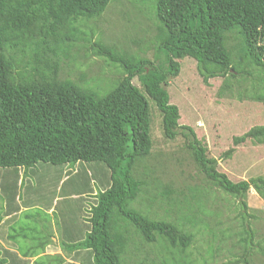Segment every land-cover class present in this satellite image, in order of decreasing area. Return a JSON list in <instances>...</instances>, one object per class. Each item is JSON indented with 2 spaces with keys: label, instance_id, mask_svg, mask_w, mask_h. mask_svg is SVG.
Wrapping results in <instances>:
<instances>
[{
  "label": "trees",
  "instance_id": "1",
  "mask_svg": "<svg viewBox=\"0 0 264 264\" xmlns=\"http://www.w3.org/2000/svg\"><path fill=\"white\" fill-rule=\"evenodd\" d=\"M112 1L0 0V168L28 170L37 162L103 163L110 172L109 184L95 193L87 218L90 228L78 241L60 240L62 251L90 250V264H128L139 245L158 244L149 253L158 257L166 251L174 264L181 255L188 264L187 251L195 236L191 228L206 227V222L188 215L193 225L186 230L168 214L150 216L155 212L152 203L140 209L132 205L141 192L147 194L142 201L153 199L147 183L134 173L152 148V100L161 114L163 135L183 136L185 148L208 181L240 199L244 258L254 235L243 211L244 198L250 188L264 198V174L234 182L218 171L216 159L207 155L193 128L178 123V107L170 103L165 86L179 73L178 59L185 57L196 61L205 81L224 77L229 86L238 74L250 75V67L252 73L264 75V0H140L158 24L153 59L118 53L91 41L92 36L80 29L79 21L99 17ZM80 39L96 54L118 63L120 75L103 86L59 77L58 51L72 57L69 48ZM258 79L262 85L256 98L264 102V76ZM247 138L264 143V125L234 137V143ZM24 225V238L33 236ZM148 258L135 264H156Z\"/></svg>",
  "mask_w": 264,
  "mask_h": 264
},
{
  "label": "rangeland",
  "instance_id": "2",
  "mask_svg": "<svg viewBox=\"0 0 264 264\" xmlns=\"http://www.w3.org/2000/svg\"><path fill=\"white\" fill-rule=\"evenodd\" d=\"M147 6L140 0H115L99 17L79 21V27L92 36L91 41L112 46L118 53L153 59L158 24ZM233 41L230 39L228 45ZM69 53L72 57H63L58 51L59 77L84 78L91 85L103 86L113 75L121 73L118 63L93 52L85 40L76 41ZM178 61L179 73L169 78L165 86L170 103L178 107V123L193 128L206 146L207 155L216 159L217 170L230 180L236 182L263 175L264 143L252 138L234 143V137L253 126L264 125V102L256 98L262 85L258 78L263 73H252L254 69L250 67V75L238 74L227 86L224 77L205 81L194 59L185 57ZM132 82L140 87L138 80ZM149 106L152 148L137 162L134 173L147 183L148 196L153 199L142 201L141 197L147 194L141 192L132 205L140 209L152 203L155 212L150 216L168 214L169 220L185 225L186 230L193 225L187 222L191 214L206 222V227L203 224L191 228L195 236L187 251L188 264H264V198L253 188L245 194L247 208L243 211L254 235L253 247L242 258L245 234L241 228L240 199L223 193L208 181L185 148V138L179 134L174 139L166 138L160 112L152 100ZM109 174V169L100 162L73 165L37 162L28 170L0 168V204L21 202L28 207H41L28 211L29 217H22V222L31 228L30 234L38 231L45 239L49 235L58 237L55 244L60 250V240L78 241L90 228L87 220L90 207L96 201L95 193L108 186ZM49 206L53 212L47 214L44 208ZM153 246L158 244L139 245L137 255L127 263L135 264L147 256L154 258L156 264H165L164 260L166 264H174L166 251L156 250L160 253L158 257L149 253ZM70 257L72 262L92 263L90 250L70 252ZM45 259H38L36 264H43ZM184 261L180 255L179 264Z\"/></svg>",
  "mask_w": 264,
  "mask_h": 264
},
{
  "label": "crops",
  "instance_id": "3",
  "mask_svg": "<svg viewBox=\"0 0 264 264\" xmlns=\"http://www.w3.org/2000/svg\"><path fill=\"white\" fill-rule=\"evenodd\" d=\"M32 208L41 207H28L21 202L13 205L4 201L0 204V264H36L40 258H46L43 264H80L78 261L72 262L70 252L58 249L55 241L59 238L56 236L49 235L45 239L41 232L35 231L34 237L30 235L24 238L20 232L25 226L22 217H29L27 212ZM44 212L52 213L51 206L44 208ZM10 231L14 233L10 234Z\"/></svg>",
  "mask_w": 264,
  "mask_h": 264
}]
</instances>
